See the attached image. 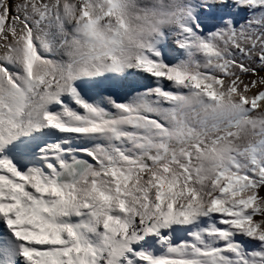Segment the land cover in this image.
Here are the masks:
<instances>
[{"label":"snow or ice","instance_id":"snow-or-ice-1","mask_svg":"<svg viewBox=\"0 0 264 264\" xmlns=\"http://www.w3.org/2000/svg\"><path fill=\"white\" fill-rule=\"evenodd\" d=\"M0 264H264V0H0Z\"/></svg>","mask_w":264,"mask_h":264}]
</instances>
